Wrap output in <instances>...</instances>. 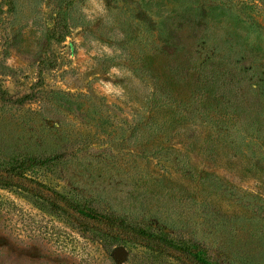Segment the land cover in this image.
Returning a JSON list of instances; mask_svg holds the SVG:
<instances>
[{
    "label": "rangeland",
    "instance_id": "rangeland-1",
    "mask_svg": "<svg viewBox=\"0 0 264 264\" xmlns=\"http://www.w3.org/2000/svg\"><path fill=\"white\" fill-rule=\"evenodd\" d=\"M253 95L264 0H0V264H187L107 218L264 264Z\"/></svg>",
    "mask_w": 264,
    "mask_h": 264
},
{
    "label": "trees",
    "instance_id": "trees-1",
    "mask_svg": "<svg viewBox=\"0 0 264 264\" xmlns=\"http://www.w3.org/2000/svg\"><path fill=\"white\" fill-rule=\"evenodd\" d=\"M214 79V78H213ZM257 93V91H254ZM263 97L264 95H260ZM254 95L252 99L249 101L248 107V115L254 117L253 126L256 129L257 136H262L264 133V110L261 107H258V102L253 101ZM229 105V102L226 103ZM242 109V108H241ZM254 114H253V113ZM26 163L23 161L21 163H16L8 167L3 171L4 175H8L6 179H3L0 183H7L11 184V181L15 178H21L24 175V166ZM54 209H59L61 211L66 212V208L64 205H52ZM79 212L86 213L81 209H76ZM86 217L88 220L91 221H98V215L94 214L93 212L86 213ZM107 218V217H105ZM107 218V226H108V233L105 236L109 239L115 240L118 238H128L131 239L135 243L141 244L145 249L151 252H155L160 255H178L183 260L187 262V264H210L209 261L204 257L203 252L200 248L196 247L194 243H176L167 233L160 232H151L147 230H139L133 229L131 227L126 226L122 223V221L112 220ZM77 219V222H79ZM106 221V220H105ZM89 228H91L88 225ZM95 230H98L97 228ZM199 246V245H198Z\"/></svg>",
    "mask_w": 264,
    "mask_h": 264
},
{
    "label": "water",
    "instance_id": "water-1",
    "mask_svg": "<svg viewBox=\"0 0 264 264\" xmlns=\"http://www.w3.org/2000/svg\"><path fill=\"white\" fill-rule=\"evenodd\" d=\"M114 256L118 261H123L127 256V252L124 248H119L115 251Z\"/></svg>",
    "mask_w": 264,
    "mask_h": 264
}]
</instances>
